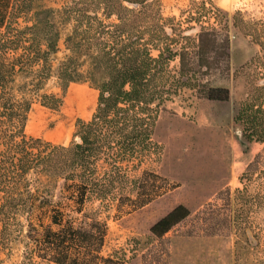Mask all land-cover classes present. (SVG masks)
<instances>
[{
	"label": "trees",
	"instance_id": "trees-1",
	"mask_svg": "<svg viewBox=\"0 0 264 264\" xmlns=\"http://www.w3.org/2000/svg\"><path fill=\"white\" fill-rule=\"evenodd\" d=\"M48 1L0 0V264L8 236L22 235V218L27 228L15 264H126L139 255L142 264H168L166 235L180 223L196 218L210 235L226 224H239L250 204L245 184L236 189L241 204L234 205L230 189L195 213L177 204L150 226L145 239H130L126 247L106 254L108 224L97 210L87 211L95 201L101 210L116 202L119 213L134 211L177 186L148 169L139 177L131 171L149 155L161 156L162 147L153 138L160 108L182 89L209 100L229 99L228 88L210 86L202 78L229 71V23L191 14L183 27L161 14L159 0H62L57 7ZM232 19L260 47L241 68L251 70V89L234 120L247 141L264 143V17L245 20L237 11ZM192 22L198 27L194 36L187 34L196 29ZM59 24L69 26L64 39L68 53L54 69ZM176 59L178 67L171 65ZM19 74L30 78L19 87L22 97L12 86ZM52 76L62 93L73 82L98 91L91 118L77 120L68 145L25 134L31 106L25 94H38ZM41 98L50 108L63 102L62 95L44 93ZM263 162V154H257L241 183L264 180ZM59 183L63 200L55 201L52 189Z\"/></svg>",
	"mask_w": 264,
	"mask_h": 264
},
{
	"label": "rangeland",
	"instance_id": "rangeland-1",
	"mask_svg": "<svg viewBox=\"0 0 264 264\" xmlns=\"http://www.w3.org/2000/svg\"><path fill=\"white\" fill-rule=\"evenodd\" d=\"M159 1L161 14L165 18H175L174 22L181 23L183 27L189 25L191 14L201 16L202 21L211 19L213 23L214 17L218 16V20L229 23V71L218 70L202 78L210 86L228 88L230 97L227 101L209 100L196 90L184 88L161 106L153 138L162 147V154L160 157L149 155L131 174L139 177L143 170L148 169L176 184L175 188L134 211L119 213L116 202L101 210L98 201L88 203L87 211L97 210L99 217L108 224L104 248L107 254L126 247L130 239H145L150 226L177 204H184L195 213L206 203L214 202L217 194L227 189L231 190L234 205L241 204L243 201L236 196V189L243 188L245 184L249 187L246 198L250 204L246 206L243 220L235 225L226 224L227 227L215 235L203 232L196 218L180 223L166 235L170 252L168 264H264V189H260L264 180L240 181V176L255 156L259 153L264 156V143L247 141L234 120L239 103L251 89V70L241 68L259 54L260 47L232 24V16L237 11L242 12L245 20L263 18L264 0ZM61 2L49 0L48 4L57 7ZM131 7L137 8L134 5ZM190 24L196 29L187 34L194 36L198 27L195 22ZM214 25L220 30L217 22ZM58 27L61 32L60 51L53 55L54 69L68 53L64 39L69 26L59 24ZM38 38L43 43L41 34ZM171 65L178 67V59ZM29 82L30 78L24 75L16 76L12 84L14 94L22 97L24 93L19 91V87ZM44 93L62 95L61 106L50 108L44 105L41 102ZM97 96L95 88L81 82L71 83L62 93L58 78L52 76L38 94H25L31 103L25 126L26 136L68 145L74 138L77 120L91 118ZM83 101L86 103L78 104ZM60 186L59 183L56 189H52L55 201L63 200ZM256 193L261 194L260 198L256 197ZM20 221L23 224L22 235L8 236L7 248L1 254L4 264H15L21 259L27 222L24 218ZM126 264H142L140 255Z\"/></svg>",
	"mask_w": 264,
	"mask_h": 264
},
{
	"label": "bare ground",
	"instance_id": "bare-ground-1",
	"mask_svg": "<svg viewBox=\"0 0 264 264\" xmlns=\"http://www.w3.org/2000/svg\"><path fill=\"white\" fill-rule=\"evenodd\" d=\"M87 98V97H86ZM89 99V98H88ZM82 100V99H81ZM84 100V99H83ZM87 101V100H86ZM86 101H83L82 103H78V104H83V103H86ZM90 105V104H89ZM83 112H85V111H83ZM88 112V111H87Z\"/></svg>",
	"mask_w": 264,
	"mask_h": 264
}]
</instances>
